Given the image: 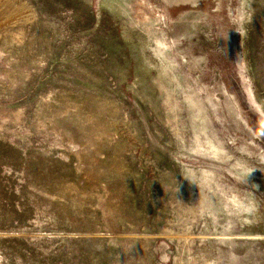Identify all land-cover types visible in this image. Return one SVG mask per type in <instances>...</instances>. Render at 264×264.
<instances>
[{
    "label": "rangeland",
    "instance_id": "rangeland-1",
    "mask_svg": "<svg viewBox=\"0 0 264 264\" xmlns=\"http://www.w3.org/2000/svg\"><path fill=\"white\" fill-rule=\"evenodd\" d=\"M0 264H264V0H0Z\"/></svg>",
    "mask_w": 264,
    "mask_h": 264
}]
</instances>
